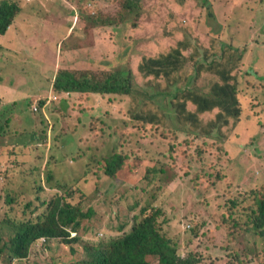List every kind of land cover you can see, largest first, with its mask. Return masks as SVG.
<instances>
[{"label": "rangeland", "instance_id": "374dc122", "mask_svg": "<svg viewBox=\"0 0 264 264\" xmlns=\"http://www.w3.org/2000/svg\"><path fill=\"white\" fill-rule=\"evenodd\" d=\"M13 1L26 18L0 34V84L18 93L0 103V249L9 248V220L30 212L28 203L34 218L61 199L89 216L66 228L69 244L35 242L26 258L5 251L0 264H82L87 248L145 213L184 258L264 264L255 225L264 198V0H141L146 24L127 34L124 0ZM71 25L78 35L63 33ZM167 53L165 63L154 59ZM121 67L137 85L128 96L55 89L61 71L100 81ZM35 106L42 112H31ZM35 117V126L12 127ZM120 147L130 162L108 177L101 158Z\"/></svg>", "mask_w": 264, "mask_h": 264}, {"label": "trees", "instance_id": "16d2710c", "mask_svg": "<svg viewBox=\"0 0 264 264\" xmlns=\"http://www.w3.org/2000/svg\"><path fill=\"white\" fill-rule=\"evenodd\" d=\"M125 6V23L123 26L124 34H127L131 29L139 25H145L146 22L142 20L141 0H124ZM145 4L147 5L146 1ZM204 6L207 10V17L209 23L217 26V18L213 11L211 2L206 1ZM21 12V6L13 0H5L0 4V34L4 35L8 31L10 25L14 22L16 16ZM92 15L87 14L80 17L79 28L82 27L84 31L88 29L84 27V23L91 22ZM74 35L79 34L78 29H74ZM135 44H133V47ZM177 50L180 49L177 47ZM170 58V53L161 55L154 59H160L165 63L167 58ZM149 67H151V60L148 58ZM107 74L100 81L78 80L65 71H61L55 82V89L58 92H93L101 94H117L130 95L131 92L137 89V85L133 86L131 81L132 71L127 67H121ZM153 103L158 105L157 109L161 108V102L150 99ZM215 101V100H211ZM181 111L175 108L174 112ZM39 113V111H37ZM37 112L33 111L34 114ZM13 146V145H11ZM119 148L113 149V154L102 156L100 161L103 166V173L108 177H115L123 171L128 163L130 157L128 155H121ZM5 158V156H3ZM193 158L192 155H189ZM97 158H94L96 162ZM99 175V168L97 171ZM202 175L197 172L193 176V180H201ZM28 203L27 207L30 212H25L19 217H15L12 221L9 220L12 227V235L8 241L9 248L6 250L0 249L1 255L8 251L12 257L24 259L28 256L32 245L35 242L49 243L55 239H62L66 243L72 242L75 238H71V232L66 228L71 227L77 230L80 226V221L88 218L89 214L84 213L79 206L75 207L70 203H64L61 200H54L53 205L45 215H38L37 218L32 217V212L35 209L31 208ZM160 213V211H158ZM157 214V213H156ZM158 215V214H157ZM256 227H262L264 233V198L258 206V213L256 215ZM195 222V221H194ZM188 229L191 226L188 224ZM186 228V229H187ZM194 228L192 229L193 232ZM118 237L110 240L108 243H99L87 248V259L82 264H150L149 259L156 258L157 264H198L197 261L190 259H183L178 251V243L174 242L172 237L163 235L161 226L159 225L155 216L145 213L143 217H136L135 223L127 230L124 224L118 229ZM123 231V233H122ZM237 229L232 231L231 237H237ZM2 240V238H0Z\"/></svg>", "mask_w": 264, "mask_h": 264}, {"label": "crops", "instance_id": "0c3cea01", "mask_svg": "<svg viewBox=\"0 0 264 264\" xmlns=\"http://www.w3.org/2000/svg\"><path fill=\"white\" fill-rule=\"evenodd\" d=\"M29 1H31V0H29ZM36 12V11H35ZM35 12H33V10H32V8H30L29 10H28V16L30 17V16H33L34 14H35ZM26 18V16H25V14H24V9H23V6H21V12L16 16V18H15V20H14V22L10 25V27L8 28V32H11V30L13 29V28H15V27H19V24L21 23V18ZM27 20H28V18H27ZM27 20H26V22H25V25H26V23H27ZM69 30V27L68 28H65V30L63 31V33H69L70 32V30ZM22 31H25V32H28L29 34H31V32H29V31H27L26 30V28H25V26L23 27V29H21V32ZM5 35V34H4ZM17 39H18V36H17ZM10 43V42H9ZM62 44H64V42H62V41H59V45H62ZM10 47L13 49V50H15V55H16V61L17 62H20L21 61V59H20V57H18L17 58V55L19 54V50H20V46H19V44L17 43V41L16 42H14V43H10ZM61 50L62 49H60V48H57V52L59 53V55L62 57V55H61ZM48 54V50L46 51V55ZM42 57L43 58H45V52L43 53V55H42ZM4 89V91H3V89ZM19 92V91H18ZM18 97V93H14L13 91H11V90H9L6 86H5V84L4 83H2V84H0V103L1 104H5V103H7V102H11V101H15L16 100V98ZM1 106V105H0ZM42 108H41V111L40 112H42ZM31 112H33V111H31ZM39 112V113H40ZM46 119H48V120H50V118H48V117H46ZM37 120H40V122H41V119H37V117H35V118H32V121H24V122H22V124L21 125H12V127H15L17 130H19L20 128H23V127H25V126H35V124H36V122H37ZM11 127V128H12ZM11 128L10 129H8L7 131H6V133L9 131V130H11ZM11 131H9V133H10ZM13 139H16V137L15 136H13L12 137ZM8 145H14L13 143L12 144H8ZM13 147V146H12Z\"/></svg>", "mask_w": 264, "mask_h": 264}, {"label": "clouds", "instance_id": "9594fccd", "mask_svg": "<svg viewBox=\"0 0 264 264\" xmlns=\"http://www.w3.org/2000/svg\"><path fill=\"white\" fill-rule=\"evenodd\" d=\"M27 1H29V0H27ZM68 27H69V30L71 31L72 25H71V26H68ZM68 27H67V28H68ZM74 28H75V26L72 28V31L74 30ZM69 30H68V31H69ZM72 31L69 32V33L67 32V33H66L67 36L70 35V34L72 33ZM6 33H7V32H6ZM1 35H2V34H1ZM103 95H106V94H103ZM35 107H36L37 109L40 108V107H37V106H35ZM33 111H34V108H33ZM35 112H37V111H35ZM5 134H6V133H5ZM180 256L183 257V259H185V258H184V257H185L184 255H183V256L180 255ZM186 258H187V257H186ZM190 258H191V256H189L187 259H190Z\"/></svg>", "mask_w": 264, "mask_h": 264}, {"label": "built area", "instance_id": "2783aa9c", "mask_svg": "<svg viewBox=\"0 0 264 264\" xmlns=\"http://www.w3.org/2000/svg\"><path fill=\"white\" fill-rule=\"evenodd\" d=\"M34 111H38V109L36 107H34Z\"/></svg>", "mask_w": 264, "mask_h": 264}]
</instances>
